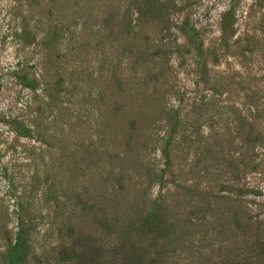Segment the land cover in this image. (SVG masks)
I'll list each match as a JSON object with an SVG mask.
<instances>
[{
    "label": "rangeland",
    "instance_id": "rangeland-1",
    "mask_svg": "<svg viewBox=\"0 0 264 264\" xmlns=\"http://www.w3.org/2000/svg\"><path fill=\"white\" fill-rule=\"evenodd\" d=\"M26 2L0 0V113L8 118L22 112L19 98L25 99L29 93L19 84V69L30 67L39 72L36 69L40 51L37 43L45 19L40 20L38 12L45 17L48 8L46 0H32L29 11ZM145 4L146 7L155 4L161 13L168 10L165 21L148 22L147 30L139 36L132 32L126 42L130 47L142 42V38L146 43L126 53L130 57L120 53L127 52L122 49L123 45L113 53V64L123 69L126 88L136 97L129 99L138 133L131 147L117 126L110 128L113 140L100 141L101 137L95 135V126H99L97 114L90 108L71 112L69 124L47 125L44 135L16 136L7 125H2L0 204L3 202L6 207V227L13 226L16 195L6 192L4 168L8 166V173L17 177L14 185L20 186V178L29 177L33 172L40 176L43 184L50 175L48 171L53 172L55 165L58 166L60 139L68 134L63 140L69 142L64 154L74 148L82 151L81 143L84 147L95 145L99 150L104 148L101 144L110 143V149L116 153L112 163L129 167L138 158L143 159L144 164L160 161L159 168L166 169L169 176L167 183L160 186L154 177L138 167L127 169L132 179L122 178V185L115 181L118 176L111 180L117 188L116 204L126 205L129 210L115 215L108 210L106 227H97V217L102 219V215L95 207L83 218L86 222L81 231L84 236L91 234L86 244L89 264L111 261L115 264H224L223 253L227 250L223 247V188L229 183L248 190L243 194L252 212L250 231L233 228L238 246L233 247L231 256L240 252L242 260L244 255L252 254L255 263L258 256H264V220L258 222L254 217L259 214L264 219V0H146ZM22 15H33V20H40L36 30L31 27L34 21L29 22L32 33L25 39L20 24ZM222 18L226 25L223 35ZM35 34L37 38L32 41ZM136 37L137 41L133 40ZM167 41L171 43L165 45ZM134 50L141 55L132 53ZM93 55L96 56L95 50ZM99 69L106 72L107 66L93 62L90 70L96 74ZM37 92L40 94V90ZM181 100V117L187 115V132L192 133L186 139L178 138L177 147L173 144L166 151L161 140L166 116ZM86 113L90 115L85 119L81 115ZM249 122L254 125L253 134L261 132V143L253 151L241 147V136L250 129ZM250 155L253 166L240 165L246 174L243 176L241 172L238 184L231 177H223L230 158L246 157L247 160ZM93 160L92 157L87 162L88 169L84 173L94 171ZM62 162L65 164V160ZM72 172L75 180L89 190L84 193L86 188L78 186L83 193L72 201H78L80 206L83 202L93 203L88 197L95 195V188L101 183L99 176L87 182L88 175L82 170ZM16 191L15 188L13 192L18 194ZM177 192L185 196L177 199L173 195ZM157 196L159 207L153 204ZM34 202L41 206L36 213L40 234L45 233L44 240L48 242L56 240V231H45L46 223L53 217L46 209L51 200L46 204L39 194ZM3 236L0 234V251L5 244ZM108 251H111L109 255Z\"/></svg>",
    "mask_w": 264,
    "mask_h": 264
},
{
    "label": "trees",
    "instance_id": "trees-1",
    "mask_svg": "<svg viewBox=\"0 0 264 264\" xmlns=\"http://www.w3.org/2000/svg\"><path fill=\"white\" fill-rule=\"evenodd\" d=\"M31 2L32 0L26 2L29 11ZM145 2L146 0H46L48 8L46 16L43 17L42 12H38L40 20L45 19L41 38L37 43L40 46L39 60L36 65L39 72L29 69L30 67L19 69L18 78L21 81L19 84L29 93L25 99L19 98L23 104L21 113L11 118L0 113V127L7 125L16 136L29 137L36 133L44 135L47 125L69 124L73 114L71 112L78 113L75 110L87 111L90 108L97 114L99 126H95V135L101 137L100 141L113 140L114 134H111L110 128L117 126L122 131L125 142L131 147V142L138 133L137 126L134 124L136 117L133 115L132 103L129 99L136 97L126 88L123 69L117 66V63L113 64V53L118 51L120 45H123L122 49H127V52L123 50L120 53L123 57H130L126 53H131L133 47L137 48L142 42L146 43V39L142 38V42L130 47V44L126 42L132 32H136L139 36L142 31L147 30L148 22L165 21L168 10L161 13L155 4L146 7ZM33 17V15H22L21 17L20 24L23 37L25 35L24 39L26 35L32 33L30 21H34L31 27L35 30L38 26L40 20H33ZM225 29L226 25L223 24L222 18V35ZM35 38L37 34L33 36L32 41H35ZM133 40L137 41V37ZM170 43L167 41L165 45ZM175 48L177 52L180 51L177 45ZM94 50L96 56L93 55ZM197 50L201 52L200 47ZM132 53L141 55L137 50ZM96 61L107 66V71L103 72L99 69L94 74L90 67ZM37 90H40V94ZM182 103L183 100L175 108L170 109L166 116L164 133L161 137L166 145V151H169L173 144L177 147L178 138L186 139L192 133V131L187 132V115L181 117L183 106L180 104ZM89 115L90 113H86L81 116L86 119ZM128 121L130 124H125ZM248 124L250 129L241 136V147L244 146L247 150L253 151L261 143V132L256 131L253 134L254 125L250 122ZM67 136L69 135H63L60 139L62 141L61 160L58 166L55 165V171H48L50 175L45 177L43 184L40 182V176L33 172L29 177L20 178V186L14 185V179L17 177H14L13 173H8V166L4 168L3 177L7 178L8 183L5 184L6 192H9V195H16V201L13 204L15 217L11 229L5 224V204L3 202L0 204V234H4L5 240L4 248L0 251V264H89L87 257L89 247L86 244L91 234L84 236L82 233L81 228L86 222L83 218L89 215L88 213L95 207L102 215V219L97 217V227L98 225L106 227L105 215L108 210L113 215L129 210L126 205L121 207L116 204V200L118 202L117 188L111 180L118 176L115 181L122 185V178L132 179V174L127 169L138 167H141L146 174H150L151 178L154 177L160 186H164L169 180L166 169L159 168L160 161L144 164V160L138 158L134 159L129 167H125L122 163L119 165L112 163L116 153L110 149L112 147L110 143L101 144L104 147L102 150L95 145L84 147L81 143L79 147L84 148L82 151L74 148L70 153L64 154L65 146L69 144L63 141ZM92 157L94 158V171L86 174L84 170L88 169L87 162ZM167 157L170 158L168 154ZM245 159L246 157L230 158L227 169L223 171V177L226 179L231 177L232 181L238 184L241 172L243 176L246 174L244 169L241 170L240 165L253 166V156L250 155L247 160ZM64 160L65 164L62 162ZM107 163L109 164L106 165ZM62 168L65 170L61 171ZM74 169L82 170L83 174L88 175L87 182L99 176L101 183L96 186L95 195L88 197L93 203L83 202L80 206L77 205L78 201H72L73 197L78 199L83 193L78 186L86 188L84 193L89 192L88 186L75 180L76 175L72 172ZM72 174L74 177L71 179ZM15 188L18 194L13 192ZM119 190H122V186ZM185 190L191 189L185 188ZM246 191L248 190H243V187L235 188L233 183L223 188V247L225 246L227 250L223 253L224 264H264V256L261 258L258 256L255 263L252 261L255 257L252 254L244 255L242 260L240 252H235L234 257L231 256L234 252L233 247L238 246L233 238L236 236L233 228L239 231H250L252 227L251 208L243 194ZM39 194L43 196L46 204L51 200V203L46 205V209L47 214L52 212L53 217L46 223L45 231L49 229L56 231V240L51 239L48 242L44 240L45 233L40 234L41 227L39 228L40 222L36 220V213L41 206H37L34 202ZM173 195L177 199L185 196L184 193L179 192ZM159 196L162 195L159 194ZM153 200V204L159 207L158 196ZM254 217L258 222L264 220L259 214ZM97 227L93 229L96 230ZM58 246L60 251H58ZM110 252L106 254L109 255ZM110 263L115 264L114 261Z\"/></svg>",
    "mask_w": 264,
    "mask_h": 264
}]
</instances>
